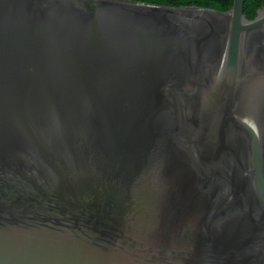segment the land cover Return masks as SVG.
Listing matches in <instances>:
<instances>
[{"label":"water","instance_id":"1","mask_svg":"<svg viewBox=\"0 0 264 264\" xmlns=\"http://www.w3.org/2000/svg\"><path fill=\"white\" fill-rule=\"evenodd\" d=\"M0 0V264H264V7Z\"/></svg>","mask_w":264,"mask_h":264},{"label":"trees","instance_id":"2","mask_svg":"<svg viewBox=\"0 0 264 264\" xmlns=\"http://www.w3.org/2000/svg\"><path fill=\"white\" fill-rule=\"evenodd\" d=\"M143 3L167 5V6H186V7H203L217 11L226 12L230 10L233 0H131ZM264 7V0H245L243 5V14L247 19H253L256 10Z\"/></svg>","mask_w":264,"mask_h":264}]
</instances>
